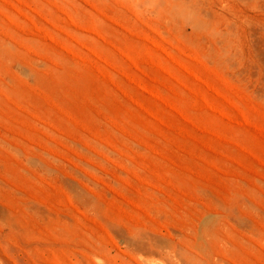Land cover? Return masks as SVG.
Instances as JSON below:
<instances>
[{
	"label": "rangeland",
	"instance_id": "374dc122",
	"mask_svg": "<svg viewBox=\"0 0 264 264\" xmlns=\"http://www.w3.org/2000/svg\"><path fill=\"white\" fill-rule=\"evenodd\" d=\"M187 1L0 0V264H264V0Z\"/></svg>",
	"mask_w": 264,
	"mask_h": 264
},
{
	"label": "bare ground",
	"instance_id": "6f19581e",
	"mask_svg": "<svg viewBox=\"0 0 264 264\" xmlns=\"http://www.w3.org/2000/svg\"><path fill=\"white\" fill-rule=\"evenodd\" d=\"M174 1V4L173 5H175V7H176V10L178 11V12H180V13H182L183 15H185L187 18H189V19H193V20H195L196 22H197V24H200V21H199V19H198V17H197V15H196V12L194 11V10H192L191 9V7H190V5H189V3H188V1L187 0H173ZM13 147V146H12ZM16 151V150H15ZM17 153H18V151H17ZM5 156H7V155H5ZM48 165V164H47ZM27 170V169H26ZM9 180V179H8ZM4 183V182H3ZM6 184V183H5ZM13 184H14V182H13ZM75 189V188H74ZM36 204V203H35ZM38 204V203H37ZM34 205V204H33ZM37 206V205H36ZM44 206V205H43ZM1 207V206H0ZM33 207V206H32ZM234 208V207H233ZM232 208V209H233ZM2 209V208H1ZM216 209V208H215ZM231 209V210H232ZM4 210V209H3ZM219 211V210H218ZM2 216V215H1ZM219 217L220 216H218V218H215V219H213L212 221H208L209 223H207L206 225H204V228H203V233H204V235L205 236H216V234H217V226H219L220 225V223H221V220L219 219ZM244 217V216H243ZM237 219V218H236ZM243 220V219H242ZM229 226V225H228ZM175 229V228H174ZM174 229H172V230H174ZM202 229V228H201ZM122 230V229H121ZM156 230V229H155ZM177 231V230H176ZM142 232V231H141ZM174 232V231H173ZM143 233V232H142ZM152 234V233H151ZM219 235V234H218ZM119 236V235H118ZM117 236V237H118ZM204 236V237H205ZM121 237V236H120ZM129 237V236H128ZM127 240H128V238H127ZM165 240V239H164ZM167 240V239H166ZM135 241V240H134ZM129 242V241H128ZM147 242V241H146ZM145 243V242H144ZM201 243V246L202 247H204V249H207V245H205V243H203V242H200ZM199 243V244H200ZM126 244H127V242H126ZM148 244V243H147ZM160 243H158V245H159ZM165 244V243H164ZM127 245H129V244H127ZM141 245V244H140ZM145 246V245H144ZM160 246V245H159ZM165 246V245H164ZM163 246V247H164ZM149 247V246H148ZM141 248V247H140ZM144 249V248H143ZM152 250H155V249H152ZM144 251H146V250H144ZM149 251V250H148ZM147 251V252H148ZM145 253V252H144ZM148 253H151V251H149ZM154 254H155V252H154ZM177 254H179V253H177ZM149 255V254H148ZM156 255H157V253H156ZM181 257V256H180ZM184 258V257H183ZM187 258L189 259V263H191V264H211V262L209 261V259H206V260H202V259H200L199 257H197V256H195V255H193V254H189V255H187ZM148 259V258H147ZM152 259H154V258H152ZM184 260L185 259H183V263H185L184 262ZM187 261V260H186ZM172 263V262H171ZM188 263V264H189Z\"/></svg>",
	"mask_w": 264,
	"mask_h": 264
}]
</instances>
